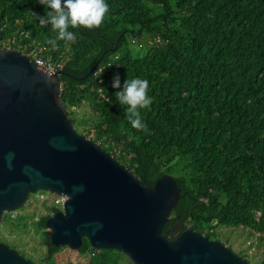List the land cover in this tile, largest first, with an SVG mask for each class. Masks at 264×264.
I'll return each mask as SVG.
<instances>
[{
  "label": "trees",
  "instance_id": "trees-1",
  "mask_svg": "<svg viewBox=\"0 0 264 264\" xmlns=\"http://www.w3.org/2000/svg\"><path fill=\"white\" fill-rule=\"evenodd\" d=\"M106 2L101 25L70 26L77 39L53 47L48 41L57 33L39 24L46 9L38 0H0V48L61 63L69 117L76 127L91 122L77 130L94 133L143 185L154 188L165 174L176 179L181 198L163 230L167 238L192 228L216 240L223 227L242 228L264 243V0ZM116 72L122 84L127 77L149 80L152 104L140 110L146 131L132 128L127 106L116 101L110 84ZM84 106L90 119L77 117ZM45 211L34 226L48 251L31 261L56 264L65 247L51 244L46 223L61 210ZM36 215L7 214L3 229L26 228ZM77 251L88 264L125 263V255L95 250L86 238Z\"/></svg>",
  "mask_w": 264,
  "mask_h": 264
},
{
  "label": "water",
  "instance_id": "water-1",
  "mask_svg": "<svg viewBox=\"0 0 264 264\" xmlns=\"http://www.w3.org/2000/svg\"><path fill=\"white\" fill-rule=\"evenodd\" d=\"M96 65L85 77L95 75ZM62 71L50 75L19 50L0 48V226L32 194L67 198L46 223L51 244L117 251L133 264H252L220 239L192 228L163 230L181 198L169 174L154 188L100 143L80 134L62 100ZM0 264H35L0 242Z\"/></svg>",
  "mask_w": 264,
  "mask_h": 264
},
{
  "label": "clouds",
  "instance_id": "clouds-1",
  "mask_svg": "<svg viewBox=\"0 0 264 264\" xmlns=\"http://www.w3.org/2000/svg\"><path fill=\"white\" fill-rule=\"evenodd\" d=\"M38 2L46 9L45 16H37L39 24L42 26L50 24L57 33L55 39L48 41L53 47L57 46L58 40L64 41L67 45L68 42H74L77 39L76 33L69 30L70 26L72 28L83 26L88 29L98 27L109 12L106 0H38ZM24 54L35 62L31 56L32 53ZM110 84L117 90L114 93L116 101L122 106H127L125 114L131 127L146 131L148 126L143 122L140 110L150 108L152 104V98L148 95L149 80L141 77H127L122 84L121 76L119 72H116L113 73Z\"/></svg>",
  "mask_w": 264,
  "mask_h": 264
},
{
  "label": "rangeland",
  "instance_id": "rangeland-1",
  "mask_svg": "<svg viewBox=\"0 0 264 264\" xmlns=\"http://www.w3.org/2000/svg\"><path fill=\"white\" fill-rule=\"evenodd\" d=\"M132 53H136V49L131 47ZM92 112L88 106H84L78 110V118L82 120L90 119ZM82 127H91V122L77 123L79 131ZM78 131V132H79ZM80 133V132H79ZM81 134V133H80ZM89 138V137H88ZM94 138V133L91 134L90 139ZM46 194L47 201H43L37 198L40 194ZM53 193L49 191H39L36 194H32L27 205L16 212H12V218L16 219L18 216L32 217L38 215L35 219H29L28 226L26 228L20 227L14 229L11 232L9 229L0 228V237L3 239V243H6L10 247L17 249L21 255H24L28 260H34L39 262V257H42L44 253L48 251L47 246L42 244L41 235L36 231L34 222H36L41 215L47 214L45 208L51 205ZM31 202V203H30ZM36 215V216H37ZM219 239L226 243L236 254L245 255V258L252 264H261L264 257V243L261 242L258 235H250L249 231L242 228H219ZM27 253H25V252ZM31 255V256H28ZM114 256L119 255L117 252H113ZM122 260H125L124 264H133L126 256H121ZM56 264H88V257L79 253L77 250H73L70 247H65L64 251L58 254L56 257ZM36 263V262H35Z\"/></svg>",
  "mask_w": 264,
  "mask_h": 264
},
{
  "label": "built area",
  "instance_id": "built-area-1",
  "mask_svg": "<svg viewBox=\"0 0 264 264\" xmlns=\"http://www.w3.org/2000/svg\"><path fill=\"white\" fill-rule=\"evenodd\" d=\"M31 56L34 58L36 64L39 67L48 71L50 75H55L62 69V65L60 63H56L50 59L42 58L41 56H39V53L37 51L32 53ZM37 198L43 201H47V196L46 194H43V193H40L37 196ZM66 201H67L66 197L53 194L52 199H51V205L62 210Z\"/></svg>",
  "mask_w": 264,
  "mask_h": 264
},
{
  "label": "flooded vegetation",
  "instance_id": "flooded-vegetation-1",
  "mask_svg": "<svg viewBox=\"0 0 264 264\" xmlns=\"http://www.w3.org/2000/svg\"><path fill=\"white\" fill-rule=\"evenodd\" d=\"M1 227H3V223H2V225L0 226V228H1Z\"/></svg>",
  "mask_w": 264,
  "mask_h": 264
}]
</instances>
